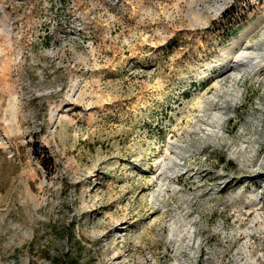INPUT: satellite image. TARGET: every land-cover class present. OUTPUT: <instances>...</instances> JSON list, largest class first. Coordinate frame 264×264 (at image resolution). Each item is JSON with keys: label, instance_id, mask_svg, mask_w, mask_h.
I'll use <instances>...</instances> for the list:
<instances>
[{"label": "rangeland", "instance_id": "obj_1", "mask_svg": "<svg viewBox=\"0 0 264 264\" xmlns=\"http://www.w3.org/2000/svg\"><path fill=\"white\" fill-rule=\"evenodd\" d=\"M0 264H264V0H0Z\"/></svg>", "mask_w": 264, "mask_h": 264}, {"label": "bare ground", "instance_id": "obj_2", "mask_svg": "<svg viewBox=\"0 0 264 264\" xmlns=\"http://www.w3.org/2000/svg\"><path fill=\"white\" fill-rule=\"evenodd\" d=\"M254 47V46H253ZM246 49H248V50H250V49H252V46L251 45H247L246 46ZM245 59H246V63H245V65H247L248 63H252V59L248 56L247 57V55L246 56H243ZM247 57V58H246ZM239 61H243L244 62V60H242V59H240ZM241 68V67H240ZM242 70H243V68H242Z\"/></svg>", "mask_w": 264, "mask_h": 264}]
</instances>
